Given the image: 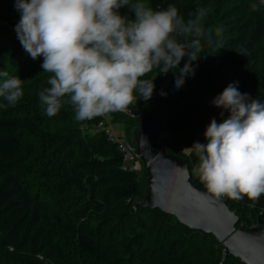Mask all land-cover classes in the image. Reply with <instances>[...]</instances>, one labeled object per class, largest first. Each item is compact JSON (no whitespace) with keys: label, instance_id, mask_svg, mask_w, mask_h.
I'll list each match as a JSON object with an SVG mask.
<instances>
[{"label":"trees","instance_id":"1","mask_svg":"<svg viewBox=\"0 0 264 264\" xmlns=\"http://www.w3.org/2000/svg\"><path fill=\"white\" fill-rule=\"evenodd\" d=\"M147 2L154 10L175 5L186 21L194 18L198 9L208 12L205 18L209 23L203 25L205 35L201 37L204 54L192 61L193 73L177 88L179 68L167 75L154 69L144 77L156 79L154 99L143 108L151 111L161 124L162 132L156 139L159 148L186 160L191 180L205 189L192 173L199 163L198 157L195 152L187 155L184 151L195 135L200 136L202 144L206 143L205 132L212 119L221 123L229 117L227 111L221 116L223 109L213 104L228 85L238 82L242 94L264 103V77L258 73L264 61V9H251L256 0ZM12 9L19 13L15 0H0V71L30 81L23 85L24 95L15 106L0 109V264H115L103 252L116 244L119 223L134 218L135 214L144 230L148 218L159 215L176 228L171 236L184 231L191 235L194 244L200 243L201 238L215 239L190 230L160 210L135 208L147 184L139 173L124 169L117 144L98 128L104 117L76 122L70 103L64 104L55 117L44 114L37 93L48 86L51 74L44 73L42 59L34 60L25 52L14 25H8L15 18ZM120 11L124 16L131 15L127 8ZM217 28L222 32L217 33ZM208 29H212L211 43ZM226 54L239 59L222 64L218 70L217 64ZM246 62L252 67L245 69ZM187 63L185 56L180 67ZM225 77L230 81L226 82ZM5 104L4 100L0 102V106ZM119 113L125 123L133 125L128 135L132 142L131 135L138 130L139 122L128 111ZM226 202L240 217V229L250 228L260 214L264 217V195L253 205L256 218L242 217L253 204L247 197ZM235 205L240 209L234 210ZM183 242L180 238L170 244L172 255ZM133 245L134 261L129 264H144L147 254L143 242ZM153 264L181 263L173 260ZM224 264L242 263L231 257Z\"/></svg>","mask_w":264,"mask_h":264},{"label":"clouds","instance_id":"2","mask_svg":"<svg viewBox=\"0 0 264 264\" xmlns=\"http://www.w3.org/2000/svg\"><path fill=\"white\" fill-rule=\"evenodd\" d=\"M15 7L17 39L32 59L43 57L41 67L51 74L37 93L49 118L68 103L76 122L125 112L138 97L152 99L156 79L144 77L154 69L167 75L179 68L175 83L180 88L193 73L192 61L204 54L207 9L186 21L175 5L154 10L147 0H15ZM124 8L131 15H122ZM251 9H264V0ZM211 33L208 29L209 43ZM185 56L188 63L181 68ZM23 85L19 76L0 71V98L8 105L22 99ZM213 104L223 109L221 116L230 115L221 123L212 119L206 143L186 148L198 157L195 172L213 198L247 197L253 206L264 195V103L242 94L237 82Z\"/></svg>","mask_w":264,"mask_h":264},{"label":"water","instance_id":"3","mask_svg":"<svg viewBox=\"0 0 264 264\" xmlns=\"http://www.w3.org/2000/svg\"><path fill=\"white\" fill-rule=\"evenodd\" d=\"M128 112L140 123L132 142L146 170L147 184L134 206L160 210L190 230L212 235L224 247L222 264L231 257L242 264H264L263 214L250 228H238L241 219L227 202L213 198L191 180L187 161L159 148L156 139L162 127L157 118L146 111Z\"/></svg>","mask_w":264,"mask_h":264},{"label":"rangeland","instance_id":"4","mask_svg":"<svg viewBox=\"0 0 264 264\" xmlns=\"http://www.w3.org/2000/svg\"><path fill=\"white\" fill-rule=\"evenodd\" d=\"M12 14L14 15L15 18L14 20H11L8 25H14L13 27H15L20 20V13L15 14L14 10L12 9ZM208 23H209L208 20H206L205 18L203 21V25H207ZM39 59L41 61V59L43 60V57ZM236 59L235 58L231 59L230 55L226 54L217 64V69L219 70L222 64L233 63ZM243 67L245 69H249L252 66L249 65L248 62H246V64H244ZM258 68H259L258 73H260L264 77V61L260 64ZM28 80H24V85L28 83ZM224 80L227 82L230 81V78L225 77ZM162 88H164V86ZM153 97L152 99H154ZM152 99L148 101H144L142 99L139 100L138 97V102L134 103L133 105H130L129 109L130 111L131 110L146 111V109L143 110V108L147 103H149V101H152ZM2 100L3 99L0 98V102H2ZM4 103L6 104L0 106V109L4 110L6 109V107L8 108L9 105L7 104V102L4 101ZM138 107L142 109H139ZM146 112L151 114V111L147 110ZM67 114L70 115V113ZM70 118L71 120H73L72 115L70 116ZM104 119L107 127L110 130H112L116 134L125 136V138L128 140V135L133 125L132 124L129 125L125 123L124 119L120 116V113L109 114L108 116H105ZM137 125L139 129L140 123ZM131 136H132L131 139H133V134ZM129 142L136 149L134 143L131 141ZM196 142L202 143V139L200 138L199 135L193 136L186 148H191ZM187 151L188 150L186 149L184 151V154H186ZM142 167L143 168L142 170H140L139 174L146 182V178H145L146 172L144 165ZM238 209H240V207L238 205H235L234 210H238ZM256 216H257L256 211L253 209V206H251L250 209H248L247 215L242 217L243 219H250L254 217L256 218ZM102 219L103 218H100V221ZM132 220L138 222L137 223L138 225L136 224V222H133ZM139 221L140 218L138 217L137 214H135L134 218L132 219L128 218L126 221H122L119 223V227H116L117 230L115 233L116 234L115 237L117 241L116 244H114V246L111 249L106 248L105 251L103 252L108 261L110 262L112 261L115 264H129L130 262L134 261V257H132L133 255L132 247H134L133 244L136 245L138 241H142L144 244V251L147 254L146 257L147 259L144 260L145 261L144 264L146 263L153 264L162 261L171 262L173 260L179 261L181 264H222L221 261H222V254L224 247L221 244H219L216 241V239L202 240L201 238L200 243L194 244L191 241L192 239L190 237L191 235H188L184 231H179L180 232L179 236H171V234L173 233L172 229L175 232L176 228L172 223H170L169 220L167 221L164 217L159 215H153L148 218V224L145 230L141 229L142 222L140 221L139 224ZM139 236L143 238L141 240H136V237ZM180 238H183L184 242L180 246L178 252L175 255H172L169 246L175 240H178ZM199 249L200 252L198 251Z\"/></svg>","mask_w":264,"mask_h":264},{"label":"built area","instance_id":"5","mask_svg":"<svg viewBox=\"0 0 264 264\" xmlns=\"http://www.w3.org/2000/svg\"><path fill=\"white\" fill-rule=\"evenodd\" d=\"M99 130H103L106 131L108 139L117 144L120 153L123 156V160H124V169L129 170V171H133L136 173H139L140 170H142V166L143 164L141 163V159L139 158V156L137 155L136 149L134 148V146L125 138V136L123 135H119L114 133L112 130H110L105 121H102L99 125H98ZM186 153V152H185ZM191 152L187 151V155H189ZM198 167L195 166L192 170L193 176L197 179L198 175L195 172V169ZM206 189V188H205ZM225 201L228 198H223Z\"/></svg>","mask_w":264,"mask_h":264}]
</instances>
